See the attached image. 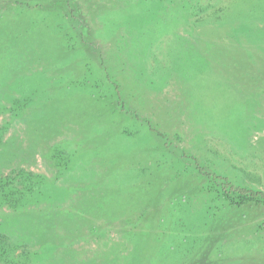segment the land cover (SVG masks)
Instances as JSON below:
<instances>
[{
    "label": "rangeland",
    "instance_id": "374dc122",
    "mask_svg": "<svg viewBox=\"0 0 264 264\" xmlns=\"http://www.w3.org/2000/svg\"><path fill=\"white\" fill-rule=\"evenodd\" d=\"M191 156L264 190V0H0V175L41 182L0 206L16 264H264V204Z\"/></svg>",
    "mask_w": 264,
    "mask_h": 264
},
{
    "label": "trees",
    "instance_id": "16d2710c",
    "mask_svg": "<svg viewBox=\"0 0 264 264\" xmlns=\"http://www.w3.org/2000/svg\"><path fill=\"white\" fill-rule=\"evenodd\" d=\"M114 87L117 103L121 110L140 119L141 117L138 113L127 106L117 83H114ZM160 135L163 138L167 137L166 134ZM191 157L197 162V164H194L196 170L207 178L208 182L222 198L231 204L237 206L252 202L264 204V190L235 183L227 175L217 171H210L205 165L200 162L199 164L198 158L195 156ZM31 177L30 173L24 171L23 173L19 172L18 175H0V206L7 205L16 209L23 206L34 189L41 187V182L39 181L32 183L22 181V179L30 180L32 179ZM15 251L16 247L9 239V236L0 232V264H16ZM23 255L27 257L28 253L23 252Z\"/></svg>",
    "mask_w": 264,
    "mask_h": 264
}]
</instances>
